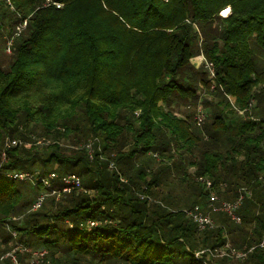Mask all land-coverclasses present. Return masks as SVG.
Here are the masks:
<instances>
[{"label": "trees", "instance_id": "trees-1", "mask_svg": "<svg viewBox=\"0 0 264 264\" xmlns=\"http://www.w3.org/2000/svg\"><path fill=\"white\" fill-rule=\"evenodd\" d=\"M0 21L12 39L0 66V257L15 239L48 250L43 264H264V0H0ZM203 92L221 100L199 127L173 103ZM72 170L86 191L52 195ZM201 176L233 202L246 188L237 213L249 232L225 212L205 230L187 216L212 210ZM224 231L255 248L198 259L224 246Z\"/></svg>", "mask_w": 264, "mask_h": 264}, {"label": "built area", "instance_id": "built-area-1", "mask_svg": "<svg viewBox=\"0 0 264 264\" xmlns=\"http://www.w3.org/2000/svg\"><path fill=\"white\" fill-rule=\"evenodd\" d=\"M57 7H61L60 4H57ZM12 43V39L10 40L9 44L11 45ZM207 67L209 68L210 71V76L211 78L214 77V69L211 63L206 62ZM198 119V125H200L204 119H205V115L202 114ZM7 145H17V141L16 140H9L7 139ZM86 148L89 150V152H93V143L89 142L86 145ZM110 167L112 169H115V164L114 162L111 163ZM37 175V174H36ZM9 178L11 180L13 179H32L33 176L28 174V173H14V174H9ZM54 178H56V174L55 173H50L48 175V178L46 179H42L41 181L44 183L45 187L48 189H51V179L53 180ZM63 182H64V186L62 188V190H51L52 195H57V197L60 196L61 192L64 193H68L71 192L74 189H79L81 191H85L82 185V180L81 177L77 174H68L66 176H64L63 178ZM198 181L203 183L205 186V189L209 192V200L212 203L211 204V208L213 212H225L226 214H228L232 220H234L236 223H241L242 219L241 217L238 215L237 211L240 208V206L242 205L243 201H244V193L246 190V188H242L239 190V197L234 201V202H222L221 204H218L219 202V196L217 194V189H215L214 187V183L210 178H204V177H199ZM223 184H220V188H223ZM45 196L42 195L38 201L36 202L34 208H38L41 203L43 202ZM187 216H189L190 218L193 219V221L196 223V225L198 226V228L200 230H205V229H213L216 227V223L214 221V219L209 215V214H204L203 212H201L200 208L198 206H196L193 210L191 211H187L186 212ZM97 225V222H89V227L91 228L92 226ZM257 246L260 247H264V238L261 241V243H259ZM255 247H251L249 249H244V250H240L235 248L234 246L231 245H224L223 247L211 250V249H205L202 250L200 252H197L195 255L198 259L202 258L203 254L207 253L209 254H213L214 252H217L219 257H229V258H237V259H241L244 260L247 256L248 253L251 252ZM15 250H19L20 252H26L28 254H30L31 256V264H43L49 254V251L46 249H42V250H30L28 248H18L16 247ZM242 251V252H241ZM14 258V257H13ZM15 259V258H14Z\"/></svg>", "mask_w": 264, "mask_h": 264}, {"label": "rangeland", "instance_id": "rangeland-1", "mask_svg": "<svg viewBox=\"0 0 264 264\" xmlns=\"http://www.w3.org/2000/svg\"><path fill=\"white\" fill-rule=\"evenodd\" d=\"M0 23H1V21H0ZM7 27H8V25L6 24L5 27L4 26H1V28H0V66L5 67V68L8 65L9 61H10V56H11V52H12L11 47H10L11 45L9 44V42L11 40V37H10L9 33H7V30H8V29H6ZM1 35H3V36H1ZM191 61H192L193 65L196 68H199L204 63V56L203 55L196 56L193 59H191ZM202 96H203L202 101L201 102H198L197 105L191 104L189 102H183V103H181L178 106V104H174L173 103L174 112L178 116H181V117H184V118H186V116L189 115L190 116V119L192 120V122L193 123L196 122L197 126L200 127L203 122L200 125H198V122H197L198 119L197 118H199L202 114H204L205 115V119L204 120H206L207 116H210L211 111H214V108L217 109V103L221 100V95L220 96H215L214 94H211L210 92H203L202 93ZM205 99L208 100V101H210V105L209 106L205 105V103H204V100ZM234 101H235V98H231V102L234 103ZM207 121H208V119H207ZM92 143H93V150H94V141H92ZM27 146H29V145L27 144ZM3 158H4V160L6 159L5 154H4ZM112 162L113 161H110L109 162L108 170L110 172L116 171L115 169H112L110 167V165H111ZM160 164H162L161 163V158H155V160H153V162L150 164V166H151L150 171H154L155 169H157ZM115 165L117 167V170H119V167L117 166L116 163H115ZM195 169L196 168H194V167H190L189 168V172L192 174L195 171ZM69 173L76 174V171L75 170H72ZM202 177H204V176H202ZM204 178H208V177H204ZM196 181H198V180L196 179ZM175 184H176L175 186L173 185L174 186L173 193H175L176 196H179L181 194L184 195V196H186L185 199H184V196L181 197L182 200L186 201L187 198H188V196H189V193H190V188L187 189V185H186L187 182H181V181H178L177 180ZM59 187H62V184ZM40 189H42V188H40ZM221 189L225 190V187L224 188H221ZM185 190H186V192H185ZM89 192H90V194L93 195L95 191L90 190ZM166 192H168V189H164V191L162 190V192H158L159 197H157L158 195L157 196H153L152 195V197L150 196L149 197V200H151L150 202H154L156 200L157 201H162V198H161L162 197V194H164ZM155 193H156V191H155ZM218 196H219V199H220L219 202H218V204H221L222 202H233V201L224 199L223 198L224 197V194H221V195L218 194ZM207 207H208V205H206V206L203 205V206H201V208H202L201 210L203 212L204 211L207 212V209H208ZM253 211H255V208L253 209ZM206 212H204V213H206ZM257 212H258V210L256 211V213ZM208 214L214 219V221L216 223V227H217L220 224V222H221L220 219L221 220L223 219V216H220V219H219L218 216L216 214H214L212 210L209 211ZM223 214H225V213H223ZM231 220H232V218H231ZM228 223H230L229 225L230 226H233V227L236 226V225L241 226V229H244L247 232H249V228H247V226H245L244 224L236 223L234 220H232L231 222L226 221V224H228ZM238 232H241V230H239ZM238 235H239V237H238L237 241L240 240L239 241L240 244L242 242V247L239 248L236 245H234L232 243L233 242L232 241L233 239L231 238L230 235L227 236L226 231L223 232V237L226 239V243L225 244L226 245H231V243H232L233 244L232 246H234L235 248L240 249V250L249 249L247 247V243H244L243 242V236L241 235V233H238ZM243 235H245V234H243ZM249 235H250V233L248 234V236ZM261 241L259 243H261ZM1 244L2 243H0V246L3 247ZM9 245L11 247V250L10 251L8 250L5 254H2L1 255L0 261L2 260V258H5V259L6 258H10L12 260V263L13 264H31V256H30V254H28L26 252H20L19 250H15L16 247H18V248H27L26 246H24L23 244L19 243L18 240H15V239H12L11 242H9ZM1 247H0V250L2 252L3 248H1ZM19 254H22V255L25 254V255H27V256H24L23 255L24 256V261H20V259L18 257ZM217 258H220V257L218 256L217 252H214L213 254H209L208 256H206V261L207 262L210 261L212 263L213 262V259L216 260ZM235 260H237V258ZM46 263H48V260L46 261Z\"/></svg>", "mask_w": 264, "mask_h": 264}, {"label": "clouds", "instance_id": "clouds-1", "mask_svg": "<svg viewBox=\"0 0 264 264\" xmlns=\"http://www.w3.org/2000/svg\"><path fill=\"white\" fill-rule=\"evenodd\" d=\"M226 10H227V9H226ZM226 10L222 11V15H223V12H225ZM229 10H230V8H229ZM229 13H230V12H229ZM223 16H224V15H223ZM10 47H11V46H10ZM229 98H230V100H231L232 97H229Z\"/></svg>", "mask_w": 264, "mask_h": 264}]
</instances>
